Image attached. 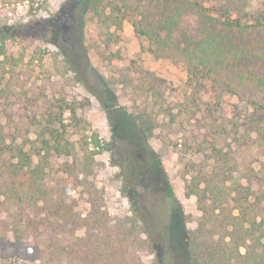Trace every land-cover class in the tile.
<instances>
[{"label":"rangeland","instance_id":"374dc122","mask_svg":"<svg viewBox=\"0 0 264 264\" xmlns=\"http://www.w3.org/2000/svg\"><path fill=\"white\" fill-rule=\"evenodd\" d=\"M80 2L0 0V44L4 43L7 55L5 60L0 58V136L8 143L17 139L20 144L23 136L35 140L53 122L57 128L60 118L75 143L81 136L97 133L110 151L96 156L89 181L113 217L130 215L134 206L141 208L156 234L164 236L171 209L166 198L170 185L188 216L187 228L195 229L200 217L197 199L185 195L192 176L185 163L199 157L192 147L200 141L209 147L214 137L224 151L238 149L237 140L248 136H234L230 129L244 123L252 113L251 101H261L260 92L249 73L240 69L223 70L217 81L201 87L190 80L183 64L156 59L148 51V38L140 37L133 23L150 26L157 18L158 0H129L121 33L94 26ZM262 3L258 0L255 7L262 9ZM182 28L198 38L195 18H184ZM3 34L7 35L4 41ZM257 39L264 43V31ZM66 55L75 71L69 69ZM69 106L76 108L81 123L72 120ZM206 108L216 116L217 136L205 135L214 125L213 119L203 116ZM139 111L156 124L148 140L132 123L131 115ZM235 161L239 165L234 182L250 184L264 205V153L254 147L252 153L240 151ZM67 162L72 159L54 157L46 183L54 191L64 189L86 216L88 194L63 174ZM175 243L173 263L188 264L182 247ZM162 257L167 258L163 253ZM152 261L153 257L147 258L148 264Z\"/></svg>","mask_w":264,"mask_h":264},{"label":"trees","instance_id":"16d2710c","mask_svg":"<svg viewBox=\"0 0 264 264\" xmlns=\"http://www.w3.org/2000/svg\"><path fill=\"white\" fill-rule=\"evenodd\" d=\"M257 1L158 0L157 18L150 26L133 23L136 33L148 38V51L156 59L183 64L196 85L217 81L223 70L240 69L249 73L261 94L260 102L251 101L252 113L244 123L230 129L234 136H248L238 137V149L224 151L214 137L209 147L205 141L188 146L199 155L185 163L192 175L185 195L197 199V227L187 228L188 216L170 185L166 198L171 209L164 236L156 234L141 208L134 206L130 215L113 217L89 181L96 156L110 151V145L97 133L81 136L77 143L71 141L60 118L57 128L53 122L35 140L23 136L20 144L17 139L8 143L0 136V264H148V257H153L152 264H172L174 241L182 247L188 264H264V205L250 184L234 182L240 151L252 153L255 147L264 153V43L257 39L264 31V0L262 9L255 7ZM80 3L88 9L94 26L122 32L129 0ZM189 17L197 20V39L183 31V19ZM1 38L4 41L7 35ZM1 57L7 59L4 43L0 44ZM66 62L75 71L68 56ZM68 110L72 120L82 122L74 106ZM146 116L139 111L131 119L148 140L156 124ZM203 116L214 120L205 135L217 136L212 109L206 108ZM54 157L72 159L62 170L76 189L86 190L90 204L86 216L78 212L64 189L54 191L47 185Z\"/></svg>","mask_w":264,"mask_h":264}]
</instances>
